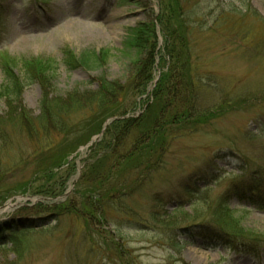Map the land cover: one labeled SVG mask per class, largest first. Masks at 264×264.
I'll return each instance as SVG.
<instances>
[{
  "label": "rangeland",
  "instance_id": "1",
  "mask_svg": "<svg viewBox=\"0 0 264 264\" xmlns=\"http://www.w3.org/2000/svg\"><path fill=\"white\" fill-rule=\"evenodd\" d=\"M143 22L155 24L160 50L154 79L135 106L128 98L127 116L145 112L168 61L166 33L178 28L192 55L202 123L170 126L164 153L138 161L125 157L136 133L121 158L114 139L98 134L68 171L52 174H36L35 143L11 125L10 142L0 144V241L6 222L34 230L0 248V264H264V0H0V85L2 69L30 64L57 71L59 95L94 90L101 74L124 82L131 59L123 43ZM65 51H96L103 65L70 70ZM43 89L33 82L22 93L32 115ZM7 111L0 99V113ZM41 187L64 193L31 194ZM97 197L104 214L91 212ZM217 208L231 220L219 222Z\"/></svg>",
  "mask_w": 264,
  "mask_h": 264
},
{
  "label": "trees",
  "instance_id": "2",
  "mask_svg": "<svg viewBox=\"0 0 264 264\" xmlns=\"http://www.w3.org/2000/svg\"><path fill=\"white\" fill-rule=\"evenodd\" d=\"M155 28L154 23L143 22L130 29L123 45L130 53L131 76L124 82L111 80L106 74H101L95 79L94 90L74 89L59 95L54 94L53 84L57 71L42 66L36 69L31 64L18 71L2 69L5 78L0 85V99L6 100L8 111L0 113V144L10 142V126L16 124L21 127L22 134L26 133L30 141L35 143L32 155L36 156L38 162L36 174L44 171L52 174L54 169L64 166H67L68 171L70 158L101 133L107 120L114 119L107 126L105 135L114 139L111 150L118 158L123 156V152L118 153L119 148L132 133H136V138L133 139L131 149L125 153L126 159L131 161L136 157L138 161L151 153L163 154L169 127H189L194 130L195 124L202 123L200 115L203 109L199 107V90L192 75V55L186 33H181L177 28L166 33L164 56H167L168 61L151 92L145 112L139 117L127 116L128 98H135L132 107L135 106L136 98L147 92L154 79L156 57L160 50ZM64 54L63 63L70 70L78 66L101 68L103 65L96 51H86L78 57L70 51ZM33 82L41 83L44 88L37 115H32V111L23 106L21 100L25 87ZM77 116L81 118L75 121ZM32 182L25 184L23 194H29ZM56 189L41 187L31 194L57 197L64 193V188L50 192ZM102 199L95 198L91 212L97 210L104 214L105 204ZM251 199L253 206L261 207L260 200ZM213 210L219 222L231 220L229 216H223L221 209ZM1 229L4 235L0 248L3 250L10 244L14 247L19 245L26 234L34 230L27 224L12 222H6Z\"/></svg>",
  "mask_w": 264,
  "mask_h": 264
},
{
  "label": "water",
  "instance_id": "3",
  "mask_svg": "<svg viewBox=\"0 0 264 264\" xmlns=\"http://www.w3.org/2000/svg\"><path fill=\"white\" fill-rule=\"evenodd\" d=\"M109 124V121H107V123H106V125H105V128H106V126ZM105 128H104V130H105ZM103 130V131H104ZM96 139H97V137H94L92 140H91V142L89 143V144H93L95 141H96Z\"/></svg>",
  "mask_w": 264,
  "mask_h": 264
}]
</instances>
